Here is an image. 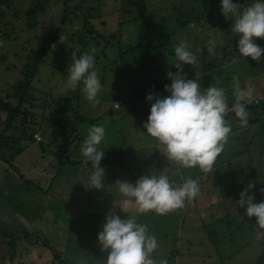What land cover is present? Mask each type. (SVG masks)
Masks as SVG:
<instances>
[{
	"label": "rangeland",
	"instance_id": "374dc122",
	"mask_svg": "<svg viewBox=\"0 0 264 264\" xmlns=\"http://www.w3.org/2000/svg\"><path fill=\"white\" fill-rule=\"evenodd\" d=\"M218 1L145 0L149 33L174 34L170 39L174 43L164 38L158 40L160 36H145L153 46L160 41L166 43L162 49H151L140 45L138 13L127 0H73L67 5L65 0H0V30L4 32L0 57L8 56L0 65V87L15 83L20 78V67L42 54L28 107L36 115L46 112L45 119L49 121L44 126L40 124L41 118H36L37 123L17 134L21 138L19 143L10 146L14 156L7 162L0 160V237L4 235L0 239V264L3 254V257L11 254L7 264H97L106 259L107 252L100 250L97 241L101 222L86 213L91 208L82 204L81 177L73 165H62L67 149L72 160L80 159V147L75 148L78 145L75 143L69 148L64 141H75L80 135L84 139L90 125L103 124L106 138L113 142L108 146L113 148L116 143L117 148L127 137L117 130H128L131 118L123 114L122 107L113 109L114 101L137 84L149 86L154 77L158 83L149 86L151 92L161 97L168 95L161 85L171 81L164 83L161 76L176 71L172 65L173 45L181 40L196 56L193 65H183L185 78L207 71L210 73L207 79L205 75L196 79L201 90L211 85L222 87L231 106L232 78L236 76L241 87L245 84L252 87L253 100L246 105L248 117L244 126L233 112L225 113L231 127L246 129L233 135L235 141L226 139L216 159L237 157L231 166H226V162L220 168L235 174L229 173L222 182L208 181L210 188L204 186L206 179L199 181V189L207 193L198 196L197 203L191 205L195 210L185 211L180 225L177 215L170 219L152 216L147 222L152 225L148 230L156 236L158 247L151 256L157 261L167 259L168 264H254L264 258V231L255 226V217L245 216L244 209L236 205L239 192L248 184L253 185L255 202L264 199L260 191L264 188V53L256 61L239 55L236 48L239 38L231 31L232 20L223 18L220 5L212 12L206 8ZM251 2L239 5L243 8ZM32 10L36 11L33 16L29 14ZM208 11L213 16L210 21ZM221 16L224 20L216 19ZM197 19L208 22L206 27L213 25L214 39L199 34L189 23ZM178 34L184 38L176 39ZM227 38L231 42L229 50L223 46ZM212 40L216 42L214 45L209 43ZM255 42L264 47V38H255ZM92 48L94 68L101 81L95 106L85 99L80 86L69 89L65 80L72 56L78 57ZM134 108H150V103L146 101L144 106ZM80 116L87 120L80 121ZM254 118L256 122L250 125L248 119ZM140 122L141 119L136 125ZM33 132L41 134L42 142H36L35 135L32 140ZM243 137L247 138L245 142ZM219 183L223 194L231 189L230 195L217 197L215 190ZM10 240L12 247L11 243H5Z\"/></svg>",
	"mask_w": 264,
	"mask_h": 264
},
{
	"label": "clouds",
	"instance_id": "9594fccd",
	"mask_svg": "<svg viewBox=\"0 0 264 264\" xmlns=\"http://www.w3.org/2000/svg\"><path fill=\"white\" fill-rule=\"evenodd\" d=\"M220 11L226 19H231V31L239 39L236 48L241 57H250L256 61L264 53V47L255 42V38H264V0H252L241 8L233 0H220ZM209 43L215 44V40ZM211 51V49H209ZM94 52L72 56L65 77L66 87L76 89L85 99L95 106L101 81L94 68ZM176 71L167 72L170 84L164 86L166 96L149 93L145 99L150 103L144 132L155 138L164 146L163 155L167 160L175 162L183 168L198 167L202 172L212 170L214 162L222 152L224 141L231 131L225 120V113L231 111L239 119L241 126L246 125L248 113L246 105L253 100L252 87L245 84L241 87L239 80L233 76V102L229 108L225 90L211 85L201 90L196 79H186L183 65H193L195 54L189 50L184 40L173 45ZM105 137L103 124H93L80 145L83 162L90 164L88 188L104 187V168L100 162L105 155L99 146ZM121 200L116 205L125 214L130 208L133 212L121 216L109 211L105 222L97 233V241L101 251L107 256L97 264H168L167 259L158 261L151 253L157 249L158 240L149 232L146 224L137 222L136 216L149 211L164 215L170 210L183 207L185 200H191L199 192L197 181L191 177L175 186L163 173L140 176L134 183L117 181ZM252 184H248L239 192L236 205L244 209V215L255 217V226L264 231V199L255 202ZM264 194V188L260 189ZM115 206V207H116Z\"/></svg>",
	"mask_w": 264,
	"mask_h": 264
},
{
	"label": "crops",
	"instance_id": "0c3cea01",
	"mask_svg": "<svg viewBox=\"0 0 264 264\" xmlns=\"http://www.w3.org/2000/svg\"><path fill=\"white\" fill-rule=\"evenodd\" d=\"M222 16L223 18H225L224 15ZM222 16L220 17L221 19H223ZM177 37L180 39H183L184 35L178 34ZM148 64H149V61H148ZM151 64L153 63L151 62ZM162 65L163 63L160 64V66ZM135 70L137 71V70H143V69H135ZM157 71L158 70H155L156 73ZM131 74H133L132 71H131ZM203 75H205L204 77H206L207 79L210 73L208 74L207 71H204V73L202 74L191 75L190 77H187L186 79L202 78ZM161 78H165L164 83L167 82L168 77L166 75L161 76ZM155 79L158 80L156 77L152 79L151 84H150L151 88L152 86L155 85V83H158ZM136 82L139 83V79H137ZM146 86L147 85H145L144 83L142 84V87H140L137 84L135 85L134 88L133 87L131 88V91L126 92L125 94H122V98L118 97L114 101L113 109L118 110L122 107L124 109L123 114L127 118L128 117L131 118V122H130V127L128 128V130H126L127 133L126 131L122 129L120 131L117 130V133L122 132V134H124L125 136L127 134L126 139L123 140V142H126V144H123L122 142L120 145H118L117 148H116V143H115V146H113V148L108 146V143L112 144L113 142L111 141V139L108 140L106 138L107 135L105 133L104 140L99 146L105 152V155L102 158L101 163H100L101 166L104 168V177H103L104 187L103 188L97 190L94 188H88L84 184V183H87L88 174L91 171V167H90V164L83 162V157L80 151H79L80 159L72 160L70 158L71 155L69 153L70 152L69 149H67L68 154L63 155L66 157V161H68L67 164L64 163L65 166L73 165L75 169L74 171L78 172L79 179L81 177L80 187H82L81 191L83 192V195H84L82 204L83 205L85 204L84 207L89 206L91 208L86 213L90 212L91 214H93L96 220L99 223L101 222L102 224L105 222V216L109 211H112L115 214L121 216V218H123L124 215L127 216L133 212V209L130 208L125 214H123L120 208L116 206L121 200V196L118 193V185L116 184L117 181H127L130 183H134L135 180L138 179L140 176L149 175L153 171V174L163 173L164 175H166L169 181L173 183L175 186H179L181 183H183L185 178L191 177L197 181V184L199 181L206 179L207 183L204 184V186L210 188L213 181L216 183H218V181L222 182V180L227 179V176L230 175L229 173L235 174V172L230 171V169L225 170L226 168L224 169V167L222 169L220 168L221 166L225 165L226 162H227L226 166L227 165L231 166L234 162H237L235 160V159H238L237 157L231 158V159L216 160L214 162L212 170L208 173L202 172L198 167L183 168V167L178 166L175 162L167 160L162 153L164 150V146L162 144H159L155 138L150 137L148 134L144 132L145 130L143 128V123L146 122L147 120V116L149 114L150 108H136V109L134 108V106L139 105V104L141 106H144L146 103V99H145L146 95L149 93H153L151 92L152 90L150 89V87L149 86L146 87ZM119 100H121L123 104L120 107L116 108L115 103ZM126 103L129 104V108H126ZM230 107L231 106H229V108ZM226 113H231V111H228ZM139 119H141V122L139 123V125H136ZM248 122L250 125H252L253 123L256 122V118H254L253 120L248 119ZM241 129L242 128L240 127H237V128L231 127V131L228 134L227 139H231L232 141H235V139L233 138V135L240 132ZM242 130H244L242 132H245L246 129L243 128ZM37 134L42 139L41 134L40 133H37ZM108 136L111 137V132L108 134ZM243 139H244V142L245 140H247V138L245 139V137H243ZM82 141H83V137L80 135L75 141H72V142L67 141L68 143L64 141V143H65V146L69 148L71 147V145L78 143V145L75 147V148H78V146L80 147ZM236 141H238V136L236 137ZM36 142H39V141L36 140ZM113 157L119 158V161L116 165L111 164V163L110 164L103 163L104 160H108ZM208 181H211L210 182L211 184L208 183ZM227 181L229 182V180ZM217 187L218 189L215 190L217 192V197L223 198V197H226V194L227 196L230 195L231 189L226 190V194H223L224 189H222V183H219ZM85 188H86V191H83ZM205 193H207L206 190L199 189V192L196 197L192 198L191 200H185L184 205H186L187 203L189 205L188 204L186 206L183 205V207L170 210L164 215L155 214L154 211H149L144 214H138L136 216L137 222L146 224L148 229H150L152 225L151 226L148 225L147 222L148 220L152 218V216L170 219V218H173L172 216L177 215L178 216L177 224L180 225L181 220L183 221L184 219V217L183 218L181 217L183 216L185 211L187 213L189 208L190 209L193 208L195 210V208L191 207V205L193 203L196 204L197 203L196 198H198V196H200L201 194L203 195ZM101 223H100V226H102ZM158 227L160 228L159 225ZM163 228H165V226H163Z\"/></svg>",
	"mask_w": 264,
	"mask_h": 264
},
{
	"label": "trees",
	"instance_id": "16d2710c",
	"mask_svg": "<svg viewBox=\"0 0 264 264\" xmlns=\"http://www.w3.org/2000/svg\"><path fill=\"white\" fill-rule=\"evenodd\" d=\"M72 1L73 0H65V4L67 5V3L72 2ZM249 1H252V0H233V2H238V3L239 2H249ZM127 2L138 13V20H140V29H141L140 30V45H143L146 48H151V49L164 48L166 43L162 44V42L160 41V43L153 46L149 44L150 41L149 42L146 41L147 38H145V36L154 37V38L160 36V39L158 40H161L164 38V41H168L171 39L172 36L174 37V34L171 33L170 35V33L169 34L166 33V35L162 36V34L153 35L152 33H149L148 31L149 29L147 26V23L149 21V14H148V9H146L147 6L145 4V0H127ZM41 3L42 2H40V4ZM44 3L45 1H43V4ZM218 5H220V0L218 2H213L211 7H206V8L208 10L210 9V11L212 12L214 10V7ZM40 8L41 6H38V9ZM210 11H208V13L210 14L207 15L209 21L211 20L209 19V17L213 19V16H210L211 15ZM35 12H36L35 10H32V12H29V14L33 16ZM216 19L222 20L220 17H217ZM189 23H193L192 25L195 26L196 29H198L197 32L199 34L203 36H209L210 39H214L215 34L213 36L211 33V31L214 30L213 25L211 28L206 27L205 23H208V22L201 21V19L189 21ZM182 26L185 27L186 25L182 24ZM217 36L219 37V35ZM3 37H4V32L0 30V39H2ZM176 39H178V37H176ZM228 41L229 40L227 38L226 44L223 45L226 49L228 48L227 50H229V47H230L229 45H231V42H228ZM170 42L172 43L173 39L170 40ZM169 51L171 52L172 50H169ZM170 54L173 55L172 52ZM7 59H8L7 55H3L2 57H0V65L4 64L7 61ZM41 63H42V54H39L37 58L33 56V59L31 61L27 60L26 63L23 64L22 67H20V70H19L20 78L15 83L13 82L9 83L7 87L5 88L0 87V160L6 159L5 162L8 161V158L11 159L14 156V153L13 154L10 153V151H12L11 150L12 148L10 146L19 143V141L21 140V138L18 137L19 135L17 134L19 133L23 134V132H25L26 127H29L37 123L38 121H36V118H41L40 124H43L44 126L49 125L48 123L49 121L45 119L46 117H48V114L46 112L45 113L42 112L36 115V114H33L34 112L31 111L32 107L31 109H29L30 107L29 103H31V100L33 99L31 95V91H33L32 82L35 76L37 75V72H38V69ZM10 68L11 66L7 67L6 71H9ZM168 82H170L169 78L167 79V83ZM164 86L165 85L163 84L161 87L163 88ZM79 118H80L79 120L82 122L87 120L86 118L82 116H80ZM40 124L38 123V125ZM37 133L39 132L32 133V138H33L32 140L35 139L34 135H38ZM7 134H9L8 138L6 137ZM37 141L41 142L42 139H38ZM41 150L44 152L46 151L45 148L42 146H41ZM7 152H9V154ZM118 161H119V158L113 157L108 160H104L103 163H108V164L111 163V164L116 165ZM65 163L67 164L68 161H65ZM2 238L0 237V239ZM10 238L13 240V236H11ZM12 240L7 241V242L3 241V242L11 243ZM9 245L10 247L13 246L12 243ZM12 254H14V252H12ZM3 255L1 256V264H7L6 260L11 254L4 256V257ZM262 263H264L263 257L259 258L254 264H262Z\"/></svg>",
	"mask_w": 264,
	"mask_h": 264
},
{
	"label": "built area",
	"instance_id": "2783aa9c",
	"mask_svg": "<svg viewBox=\"0 0 264 264\" xmlns=\"http://www.w3.org/2000/svg\"><path fill=\"white\" fill-rule=\"evenodd\" d=\"M255 104H258V100L255 101ZM122 105V102L121 101H117L115 103V107L118 108ZM35 138L38 140L39 139V136L35 135Z\"/></svg>",
	"mask_w": 264,
	"mask_h": 264
}]
</instances>
